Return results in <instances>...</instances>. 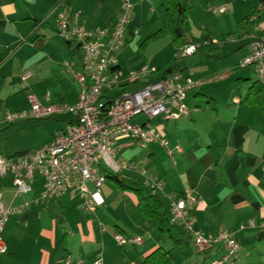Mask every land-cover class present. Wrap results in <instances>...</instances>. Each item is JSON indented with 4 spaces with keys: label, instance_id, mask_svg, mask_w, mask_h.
Returning <instances> with one entry per match:
<instances>
[{
    "label": "crops",
    "instance_id": "obj_1",
    "mask_svg": "<svg viewBox=\"0 0 264 264\" xmlns=\"http://www.w3.org/2000/svg\"><path fill=\"white\" fill-rule=\"evenodd\" d=\"M217 1L225 5L226 14L230 10L246 8L241 0ZM254 2L246 5L247 8H258L264 0ZM58 5L70 15L80 12L81 22L90 32H112L121 13L120 0H0V118L5 112H26L29 92L36 95L42 105H70L78 99L77 82L63 65L79 64L80 58L75 54L77 45L58 36L53 15ZM153 5L156 6L154 13H157L156 9H162V13H158L159 20L164 13L163 0H134L133 18L127 26L123 50L118 56L120 73L127 62L125 54L142 27V16L147 13L149 18V12L153 14ZM248 15L238 22L229 18L237 27ZM250 21L255 22L250 35L261 37L264 16L258 21L256 17ZM249 42L242 39L231 43L237 45V49L242 48L246 58L250 54ZM200 74H208V69L192 68L184 75L197 83L186 97L188 118L177 122L153 120L151 123L144 119L140 124L159 128L168 142L167 148L148 144L142 149L137 144L118 140L115 144L117 158L161 178L163 190L157 197L169 219V195H174L176 200L196 197L199 204L192 212L196 230L209 236L222 232L232 235L242 247L234 264L245 263L244 253L251 257L253 252L262 261L264 112L245 104V99L243 101L235 91H230L225 98L207 99L212 96L201 92ZM23 75H29V78L23 81ZM121 84H130L129 90L140 88L138 83L131 86L129 80ZM6 127L9 126L2 128ZM128 175L143 182L137 174ZM31 186V193L13 201L12 178L0 176L4 206L30 205L25 211L11 214L2 234L7 252L0 255V264H65L66 260H85L91 264L98 259L103 264H140L160 247H175L171 238L161 235L143 216L137 196L122 192L109 179L96 198L101 204L96 208L95 218L82 209L78 197L65 196L46 205L35 204L42 181L36 180ZM89 188L93 191L91 186ZM252 220L255 221L254 228L248 226ZM174 231L179 238L187 237L178 223L174 224ZM115 235L141 237L143 242L117 248ZM182 247L195 250L193 243L183 244L179 249ZM223 248L219 244L203 253V264L220 259Z\"/></svg>",
    "mask_w": 264,
    "mask_h": 264
},
{
    "label": "built area",
    "instance_id": "obj_2",
    "mask_svg": "<svg viewBox=\"0 0 264 264\" xmlns=\"http://www.w3.org/2000/svg\"><path fill=\"white\" fill-rule=\"evenodd\" d=\"M143 2L144 0H139ZM121 13L112 32H90L81 22L80 12L69 14L58 5L54 11L58 36L65 42L78 44L82 53L79 64L66 63L64 66L79 85V97L74 104L42 105L38 97L28 93L30 109L19 114L7 113L0 118V128L12 126L21 121H36L61 115L73 116L60 134L39 149L16 157H0V176H9L13 180V201L33 191L31 183L42 181L41 192L35 204H48L51 200L65 196L78 197L82 209L95 218L98 193L106 181L104 172L115 175L137 174L152 194L163 190L161 178L147 174L145 168L117 158L118 140L137 144L145 149L148 144H158L166 149L168 142L163 132L151 124L140 125L135 119L143 116L149 123L177 122L189 116L185 105L187 94L197 83L190 77L177 74L167 80L149 82L146 79L139 89L122 90L121 73L118 56L124 46L126 29L133 18L134 0H120ZM212 17L225 15V6L209 7ZM250 54L242 61V68H254L257 80L264 88V35H251ZM198 45H188L180 50L183 58L194 56ZM156 70L147 67L129 76V81L141 82V78L152 76ZM29 75H23L25 81ZM49 95L46 99L48 100ZM238 102V100H237ZM93 188V191L89 187ZM171 201L170 221L179 223L184 234L193 241L197 253H204L216 245L222 244L224 254L210 264H232L240 257V243L227 232L209 236L196 230L192 212L199 204L193 196L176 200L174 195L168 196ZM26 204L18 208L4 206L0 194V255L7 252L2 234L15 211L22 212L29 208ZM250 228L255 221H250ZM241 229H244L242 227ZM117 248L127 245H139L141 237L114 236ZM65 264H88L85 260H66ZM91 264H103L100 259Z\"/></svg>",
    "mask_w": 264,
    "mask_h": 264
},
{
    "label": "rangeland",
    "instance_id": "obj_3",
    "mask_svg": "<svg viewBox=\"0 0 264 264\" xmlns=\"http://www.w3.org/2000/svg\"><path fill=\"white\" fill-rule=\"evenodd\" d=\"M254 1L241 0L246 8H239L235 12L230 10L223 16L212 17L207 12L209 7L225 5L219 4L217 0H189V10L183 25V38L179 41H174L167 34H158L152 37L160 29V23L164 17L163 13V16L161 15L162 18L157 19L158 13H162V9H156L157 13H154L156 6L153 5V14L149 12V18L147 13L142 16V27L137 30V38L129 52L125 54L127 62L124 63V67L121 69V81L130 80L129 76L131 73L138 72L144 67L155 69L170 67L175 71H184L183 73H187L192 68H206L208 69V74H200V85L201 92L203 91L206 95L212 96L207 97V99L214 98L218 100L219 97H227L230 91H235V94L238 95L239 93L244 101L248 87L255 83L257 76L255 75L256 73L254 74V68H242V61L245 59L244 50L242 48L237 49L238 46L231 43L233 39H228L231 38L230 35H236L235 32L237 31L236 23H233L229 17L233 18V20L235 19V22L240 21L241 18L249 13L250 7L248 9L246 5L255 4ZM242 12H244L243 15H240ZM236 18L238 19L236 20ZM206 35L215 38V42L218 40L223 41L224 39L228 40L226 42L223 41L224 44L217 52L198 51L193 57H181L180 45L185 42H193L199 45L203 42L202 40ZM129 67L138 68L127 69ZM64 70L67 71L66 68ZM152 77V74H149L147 78L142 77L140 80L144 82ZM246 80H249V82H246ZM76 85L79 97L80 89L78 83ZM29 109L28 105L27 111ZM7 113L19 114L5 112L2 116L4 117ZM71 117L65 114L43 120L21 121L11 127H6V129H0V155L11 158L39 149L44 143L50 142L57 134L65 131L67 122L70 121L69 118ZM144 119L143 116H140L135 119V123L143 124L146 120ZM173 248L170 247L167 250ZM251 254L252 256L250 257L244 253L242 259L245 258V263L243 264L259 261L254 252ZM173 255L175 264H203L204 261L203 254L183 247L175 250ZM262 255L263 259L260 262L264 264V251Z\"/></svg>",
    "mask_w": 264,
    "mask_h": 264
},
{
    "label": "trees",
    "instance_id": "obj_4",
    "mask_svg": "<svg viewBox=\"0 0 264 264\" xmlns=\"http://www.w3.org/2000/svg\"><path fill=\"white\" fill-rule=\"evenodd\" d=\"M163 1H164V17L160 23V29L152 37H155L158 34H167L171 36V38H173L174 41H179L180 39L183 38V25L185 19L187 18V12L189 10V5H188L189 2L188 0H163ZM263 16H264V3L258 8H252L249 12V15L237 25L236 28L237 31L235 32L236 35L232 34L230 35L231 38L228 39L231 40L233 39V41H240L242 39L243 40L247 39V37H249L250 34L252 33L255 26V22H251L250 19L256 17L258 21ZM228 39H224L223 41L226 42ZM223 41L218 40L217 42H215V38H213L210 35H206L201 44L198 45L197 43H193V42H185L182 45H180L179 50H182L184 47L188 45H198L199 46L198 51L200 52L201 51L204 52L208 51L209 53L217 52L219 48L222 46V44H224ZM76 45L77 47L75 49V54L80 58L81 61L82 60L81 49L78 44ZM115 70L120 71L119 67H117ZM183 72L184 71H175L170 67L163 69H156L155 74L153 75L152 78L149 79V82L167 80L177 74L185 75V73ZM246 82H249V80H246ZM136 83H138L140 87L145 84L143 82L139 83L136 81L135 83H131V85ZM129 86L130 84H125V85L120 84L119 88H121L123 91L124 90L126 91L129 90L130 88ZM244 103L258 109L261 112H264V88L262 87V85L259 83L258 80H256L255 83L251 84L248 87ZM104 174L106 179H109L112 182H114L115 185L122 192H131L135 194L138 198L140 210L143 216L147 220L151 221V223H153L157 227L161 235L168 236L175 243V247L171 250H167L164 247L158 248L140 264H175V258L173 252L183 244H186L187 246L190 243L192 244L193 243L192 239L188 236L187 237L182 236V238L176 236L174 231V224L171 223L170 219L164 213V206L162 201L157 197V195L152 194V192L148 189V187L144 185V183L140 179L130 177L128 174L115 175L107 171H105ZM236 261H234L232 264H234ZM251 264H263V263H261L259 260L258 262Z\"/></svg>",
    "mask_w": 264,
    "mask_h": 264
},
{
    "label": "water",
    "instance_id": "obj_5",
    "mask_svg": "<svg viewBox=\"0 0 264 264\" xmlns=\"http://www.w3.org/2000/svg\"><path fill=\"white\" fill-rule=\"evenodd\" d=\"M61 255L65 256L64 253H61Z\"/></svg>",
    "mask_w": 264,
    "mask_h": 264
}]
</instances>
